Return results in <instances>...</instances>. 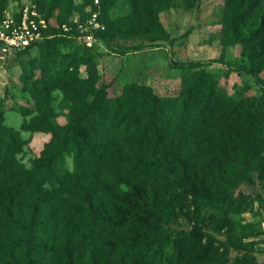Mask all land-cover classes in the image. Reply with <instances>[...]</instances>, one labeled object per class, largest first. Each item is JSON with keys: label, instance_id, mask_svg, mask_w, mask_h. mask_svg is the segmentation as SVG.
I'll list each match as a JSON object with an SVG mask.
<instances>
[{"label": "trees", "instance_id": "1", "mask_svg": "<svg viewBox=\"0 0 264 264\" xmlns=\"http://www.w3.org/2000/svg\"><path fill=\"white\" fill-rule=\"evenodd\" d=\"M58 1L50 0L44 12L39 2L34 3L41 17L49 21ZM232 4L226 32L248 61L236 68L263 85L258 74L264 70V0H234ZM99 7L102 21L109 6L99 0ZM71 16L56 20V26L49 25L50 38L18 53L47 50L45 65L53 64L57 56L53 51L59 44L88 34L76 29ZM62 25L70 28L63 35ZM92 34L100 41L105 39L100 31ZM131 50L134 48L124 53ZM222 62H178L171 67L201 71ZM202 87H188L183 96L171 99L157 97L148 87L131 85L107 98L109 84H105L90 102L73 105L66 124L48 121L37 126V130L51 133L50 143L29 169L18 177L8 171V178L0 180V226L5 234L13 235L11 264H254L251 251L255 243L248 239L264 233L252 223L230 217L243 212L239 204L246 199L242 193L234 198L231 187L243 180L253 184L249 169L254 161L260 166L258 178L264 180V160L257 159L261 134L254 127L261 122L256 111L264 110V89L251 104L244 100L232 110L218 113L226 102L215 103V90ZM243 112L248 117L237 119ZM179 118H192L200 128L217 123L218 132L220 125L236 124L238 130L221 136L224 142L233 150L245 148L247 140L250 144L242 152L243 160L232 163V179L224 177L218 162L214 168L217 177L211 184L186 165L179 149L182 143L170 135L171 124ZM248 118L244 127L237 126ZM123 139L130 146L122 145ZM15 140L0 115V172L7 170ZM70 156L71 171L66 166ZM260 199L261 194H256L254 200ZM186 205L196 211L197 218L205 209L219 212L225 241L218 243L197 228H172L175 211L181 212ZM230 251L236 253L232 262L228 260Z\"/></svg>", "mask_w": 264, "mask_h": 264}, {"label": "rangeland", "instance_id": "2", "mask_svg": "<svg viewBox=\"0 0 264 264\" xmlns=\"http://www.w3.org/2000/svg\"><path fill=\"white\" fill-rule=\"evenodd\" d=\"M49 1L0 0V23L7 15L15 14L22 4L39 2L44 12ZM104 1L109 8L102 21L99 19V0L98 4L94 0L91 4L90 0L57 2L50 25L56 26V20L72 15L70 22L80 26V29L76 28L80 33L100 31L105 39L100 41L92 36V39L65 41L54 49L56 60L47 67L44 62L49 54L47 50L40 52L34 48L27 53L8 54L0 47V115L3 125L16 135L7 170L0 172L1 181L7 179L10 172L13 177H18L24 169H29L50 143L51 133L37 130V126L48 121L55 125L66 124L73 105L90 102L105 84H109L107 98L119 95L127 86L137 85L150 88L159 98L171 99L183 96L188 87L202 84L205 91L215 90V103L226 102L218 113L230 111L244 100L251 104L261 97L264 70L258 74L263 84L260 85L236 68L248 65V61L241 49L232 45L226 32L227 20L234 11V0ZM91 13L97 15V27L90 22ZM158 37L163 40H155ZM130 48L134 50L124 53ZM213 59L223 62L205 66L201 71L171 67L172 63ZM259 110L256 112L261 122L255 123L254 127L261 134L257 146V159L261 161L264 160V110ZM245 113H240L237 119H246L248 115ZM249 121L250 118L242 124V121L237 122V126L242 128ZM235 125L227 122L220 125L221 131L218 132L217 123L200 128L192 118L190 121L179 118L171 124L173 131L170 135H175L182 143L179 149L186 165L197 175H205L206 182L211 184L217 177L214 173L216 162L224 177L230 180L233 164L238 165L243 160L242 152L249 147V140L240 150H233L224 142V135L238 130ZM121 143L129 145L130 141L123 139ZM254 162L249 169L253 184L243 180L231 187L234 198L242 193L246 199L239 204L243 212L230 217L252 223L257 231L264 233V180L258 178L260 166ZM66 166L70 171L73 169L71 156L66 158ZM256 194H261L260 202L254 200ZM184 207L181 212L175 211V220L170 224L172 228L186 231L197 228L218 243L225 241V228L219 212L205 209L201 218H197L192 207ZM248 241L255 243L251 251L254 264H264V236ZM0 242V264H11L13 235L11 232L5 234L1 226ZM235 257L236 253L230 251L228 260L232 262Z\"/></svg>", "mask_w": 264, "mask_h": 264}, {"label": "built area", "instance_id": "3", "mask_svg": "<svg viewBox=\"0 0 264 264\" xmlns=\"http://www.w3.org/2000/svg\"><path fill=\"white\" fill-rule=\"evenodd\" d=\"M98 4V0H94ZM96 13H91L90 22L96 27ZM49 21L41 17L36 6L32 3L22 4L18 11L13 15H7L0 23V47L4 53H14L22 51L31 45H36L47 38L49 35ZM80 29V26L77 27ZM61 33H67L68 26L61 27ZM57 35H60L57 34ZM93 34H86L80 38L92 39ZM90 46V44H87Z\"/></svg>", "mask_w": 264, "mask_h": 264}]
</instances>
